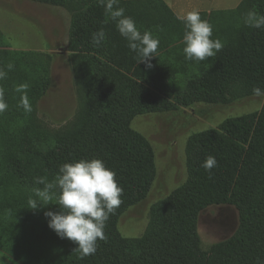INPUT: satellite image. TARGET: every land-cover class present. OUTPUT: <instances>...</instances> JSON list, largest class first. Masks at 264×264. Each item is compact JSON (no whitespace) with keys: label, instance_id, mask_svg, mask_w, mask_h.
Listing matches in <instances>:
<instances>
[{"label":"trees","instance_id":"16d2710c","mask_svg":"<svg viewBox=\"0 0 264 264\" xmlns=\"http://www.w3.org/2000/svg\"><path fill=\"white\" fill-rule=\"evenodd\" d=\"M33 1L71 14L68 46L80 65L73 68L78 110L63 126L44 127L33 108L48 87V65L42 60L47 57L0 50V102L6 104L0 111V250L19 264H264V104L257 112L191 134L184 149L186 180L151 205L140 237H124L117 228L119 217L147 196L156 176L150 142L131 127L136 116L199 101L228 103L254 95L256 88L264 93V26L254 27L249 19V13L264 17V0L199 12L206 21L214 15L237 19L223 48L198 62V72L191 75L162 65L167 53L183 66L190 64L183 53L184 25L163 0H119L117 5L141 32L159 39L151 68L137 63L98 0ZM100 29L105 39L94 46L92 34ZM175 73L183 75L181 86L174 85ZM18 86L22 89L16 92ZM27 103L33 118L26 127L21 117ZM31 130L38 138L32 139ZM209 156L217 161L210 172L202 167ZM94 158L116 173L122 203L106 221V238L97 241L96 253L82 257L74 242L48 227L45 213L60 210V189L53 188L50 203L36 209L29 208V200L40 202L36 190L44 185L36 178L54 183L61 165ZM220 204L236 208L237 229L203 249L198 215Z\"/></svg>","mask_w":264,"mask_h":264},{"label":"rangeland","instance_id":"374dc122","mask_svg":"<svg viewBox=\"0 0 264 264\" xmlns=\"http://www.w3.org/2000/svg\"><path fill=\"white\" fill-rule=\"evenodd\" d=\"M163 1L180 18L176 14V9L184 0ZM202 1L203 3L195 6L193 10L230 11L235 9L241 0ZM223 17V15H214L208 21L212 22L213 40L219 39L222 43L227 39V33L237 19L233 16L225 19ZM71 18V14L60 6L33 0H0V50L36 52L47 57L42 60L48 65V87L36 101L33 114L35 113L48 129L63 126L73 119L78 110L73 68L74 66L79 68L80 65L78 63L75 65L73 62L74 54L68 46ZM224 27L227 31L222 29ZM165 58L167 59L162 60V65L168 70L179 67L181 72L186 69L187 75L198 72L195 70L197 68H194L198 62L190 61L189 65L183 66L172 53H167ZM174 79V85H182V74L175 73ZM19 87L21 86L15 89L16 92L22 89ZM23 103L24 101L20 105ZM263 104L264 93H261L236 98L228 103L199 101L187 107L136 116L131 122V127L150 142L154 151L156 176L147 196L129 207L119 217L117 228L120 234L124 237H140L148 224L151 205L166 197L186 180L184 149L186 140L191 134L216 127L226 118L257 112ZM27 105L30 111H24L25 115L21 117L26 127L29 119L33 118L32 107L29 103ZM29 135L35 139L40 134L31 130ZM237 226L238 211L234 206L209 205L198 215L197 234L200 246L207 249L212 244L229 238L236 231ZM12 259L15 257L8 256L0 250V264H19Z\"/></svg>","mask_w":264,"mask_h":264},{"label":"clouds","instance_id":"9594fccd","mask_svg":"<svg viewBox=\"0 0 264 264\" xmlns=\"http://www.w3.org/2000/svg\"><path fill=\"white\" fill-rule=\"evenodd\" d=\"M104 7L109 19L115 23L116 30L126 41L128 49L135 53L137 63H144L151 68V60L156 58L159 39L152 32H141L136 22L126 16L124 9L118 7L119 0H98ZM184 25L182 42L183 53L186 60L203 62L214 57L223 48L219 39L213 40L212 25L201 19L198 11H189L180 17ZM252 26H264V17L257 18L254 13H249ZM105 39L103 29L92 34V43L99 46ZM9 69L12 65H8ZM4 74L0 73V77ZM25 87H27L25 85ZM257 95L261 94L259 88L253 89ZM6 104L0 102V111ZM30 111V108L28 109ZM215 157L206 158L202 167L208 172L216 166ZM116 173L107 168L100 159L79 160L65 163L60 166L55 182L47 181L46 177L36 178V183L43 184L44 188L36 190L40 202L30 199L31 209L44 206L52 200L51 190L58 187L60 194L56 205L58 212L48 211V227L61 239L74 242L81 256L93 255L97 251V241L105 240L104 228L110 215L122 203L123 188L115 179Z\"/></svg>","mask_w":264,"mask_h":264},{"label":"crops","instance_id":"0c3cea01","mask_svg":"<svg viewBox=\"0 0 264 264\" xmlns=\"http://www.w3.org/2000/svg\"><path fill=\"white\" fill-rule=\"evenodd\" d=\"M197 2H193L191 0H184L181 2L180 6H178V8L175 10L176 11V14L180 17L184 16L186 11L189 10V11H192L195 6H197L198 4H200L201 2L203 3V1H199V0H196ZM172 8V5L170 6ZM201 9V8H199ZM184 13V14H183Z\"/></svg>","mask_w":264,"mask_h":264}]
</instances>
